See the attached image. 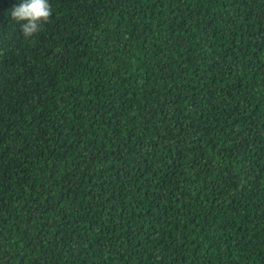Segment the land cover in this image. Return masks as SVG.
Wrapping results in <instances>:
<instances>
[{"label": "trees", "instance_id": "16d2710c", "mask_svg": "<svg viewBox=\"0 0 264 264\" xmlns=\"http://www.w3.org/2000/svg\"><path fill=\"white\" fill-rule=\"evenodd\" d=\"M0 0V264H264V0Z\"/></svg>", "mask_w": 264, "mask_h": 264}, {"label": "clouds", "instance_id": "9594fccd", "mask_svg": "<svg viewBox=\"0 0 264 264\" xmlns=\"http://www.w3.org/2000/svg\"><path fill=\"white\" fill-rule=\"evenodd\" d=\"M11 18L20 23L25 37H31L42 29L52 15L49 0H21L11 10Z\"/></svg>", "mask_w": 264, "mask_h": 264}]
</instances>
